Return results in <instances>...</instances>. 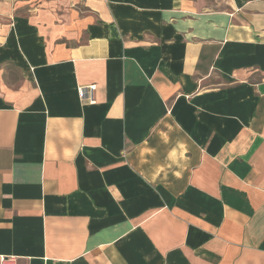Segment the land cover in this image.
Returning a JSON list of instances; mask_svg holds the SVG:
<instances>
[{"label":"crops","instance_id":"crops-1","mask_svg":"<svg viewBox=\"0 0 264 264\" xmlns=\"http://www.w3.org/2000/svg\"><path fill=\"white\" fill-rule=\"evenodd\" d=\"M0 256L264 264V0H0Z\"/></svg>","mask_w":264,"mask_h":264},{"label":"built area","instance_id":"built-area-1","mask_svg":"<svg viewBox=\"0 0 264 264\" xmlns=\"http://www.w3.org/2000/svg\"><path fill=\"white\" fill-rule=\"evenodd\" d=\"M94 89V85L81 86L78 87L77 94L81 100H88L89 102H91L93 100ZM0 264H15V258L13 256H0Z\"/></svg>","mask_w":264,"mask_h":264}]
</instances>
